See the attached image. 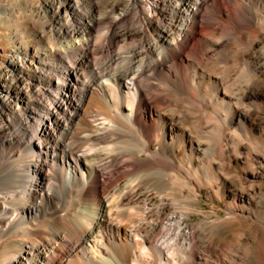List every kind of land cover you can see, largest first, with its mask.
<instances>
[{"label": "bare ground", "instance_id": "bare-ground-1", "mask_svg": "<svg viewBox=\"0 0 264 264\" xmlns=\"http://www.w3.org/2000/svg\"><path fill=\"white\" fill-rule=\"evenodd\" d=\"M58 1L27 7L40 15ZM62 1L58 15L72 12L74 28L51 20L35 44L0 48V58L9 57L0 73V169L4 158L22 156L20 148L28 155L10 171L23 195L13 201L22 205L15 214L0 218V236L18 237L4 264H264V201L257 197L264 191V156L252 157L258 167L240 178L241 189L230 190L224 211L242 224L235 243L220 237L221 223L191 221L203 188L217 185L221 202L227 164L249 156L244 141L264 148V0H178L163 24L165 0H86V14L83 0ZM219 5L225 26L201 30L187 53L201 12L208 8L212 19ZM103 25L106 33L98 35ZM151 30L156 36L148 38ZM128 39H140V46L125 52ZM115 42L124 45L110 53ZM53 89L50 107L34 100ZM157 91L168 95L151 106ZM252 110L261 111L258 118ZM115 136L134 146L115 143ZM125 157L131 179L104 185L102 169ZM62 188L89 214L54 234L35 230L34 220L70 215L72 207L60 205ZM165 226H176L177 235L163 247L156 239Z\"/></svg>", "mask_w": 264, "mask_h": 264}, {"label": "rangeland", "instance_id": "rangeland-1", "mask_svg": "<svg viewBox=\"0 0 264 264\" xmlns=\"http://www.w3.org/2000/svg\"><path fill=\"white\" fill-rule=\"evenodd\" d=\"M102 1H105V0H99V2H102ZM177 1L178 0H165L166 3L162 7V11H160V14H159L160 17L158 16V18L161 19L159 21L160 24H163L165 22V20H168L167 19V18H169L168 13H170L172 6H174V4ZM229 2H230V0H226V4H228ZM37 3H38V0H0V48H2L3 50L9 51L11 48H13L15 46L18 47L19 44H21V43L22 44L28 43L30 45L35 44V42H37L36 34L38 32H40V28H41L40 26L43 25V23L44 24L48 23L47 25L49 26L50 25L49 23H51L50 22L51 20L56 21V22H60V20H61V22H64V23L69 22V25L71 24L70 25L71 28L75 27V23H74L75 18H74V16H72V14H71L72 12L67 11L66 13L68 16L64 12L60 13V15H58V10L56 8L60 4L64 5L62 0L60 2L59 1L56 2L54 10H50L49 12H46V11L41 12L40 15H36L35 13H33V11L30 10V8L27 7L28 4L30 6L31 4L37 5ZM80 5H81L80 12L83 14H86L88 1L86 2V0H83L80 2ZM220 7L221 6L219 5V7L217 8L218 12L216 11L218 14L215 12L214 15L212 16L213 17L212 19H210V18L208 19V16L210 14L208 8H206L204 10L206 12H204V11L201 12V19H200L201 21L200 20L198 21L196 27L193 30L192 38L186 46L187 48L185 51L187 53H188V51L191 50V48L192 49L194 48L195 43L197 42L198 36L202 31H204V30L207 31L210 28H213V25H214V28H215V26L216 27H224L225 26V22L223 21V19L218 18L219 12L221 10ZM147 11H148V6L145 5L143 7V13L146 14V13H148ZM202 14H203V16H202ZM63 17H64V19H63ZM68 18H71V19H68ZM103 26H100L97 29L98 35L99 34L102 35V34L106 33V31L104 29L106 25H103ZM117 30L120 31L121 29H117ZM100 31H102V32H100ZM97 33H96V35H97ZM156 33H157V30H151L149 32L148 38H150V37L152 38V37L156 36ZM46 36L51 38L52 35L50 34V32H46ZM261 38L264 39V34L261 35ZM126 42L128 44V47H126V49H124V51L129 52L132 49V46H135V45L140 46L139 44L141 43V40L140 39H137V40L128 39ZM123 45H124L123 43L115 42L112 50H110V53L116 51V49H118L119 47H122ZM223 51L225 52L226 49ZM78 55H80V52L76 51V52H74V54L70 55L67 59L70 61L71 60L74 61L78 57ZM126 55H128V54H126ZM126 55H123V56H126ZM96 56L97 57H94V58L97 59V61L100 60V62H101L104 60L103 59L104 55L98 54ZM8 58H9L8 56L0 58V73L6 67V64L9 60ZM61 66L62 65L59 63L58 67H61ZM114 66H115V68H114ZM112 67H113L112 70H116V68L118 69L117 64L112 65ZM61 69H59V71L64 74L63 69L62 70ZM61 76L62 75L59 74L57 77H55V78H57V79L54 78L55 81L56 82H59V80L61 81V79H62ZM259 77L262 79L264 78V69H262ZM153 83L157 84L158 82L154 81ZM55 92H56V89H53L51 91L52 95H50V96L44 95V96H41L40 98H36V99L34 98V100L35 101L39 100L38 102L40 104L43 103L44 106L50 107L52 105L53 97L56 95ZM167 95H168V91H157V92H155L154 95L150 97L152 102H151V100H149L150 104H152L151 106L161 105L163 103L164 99L167 97ZM43 110L44 109L38 110V114L43 115L45 113V111H43ZM258 113L260 115L261 111H256V112L253 111L252 115L254 117L258 118L259 117ZM261 117H263V116H261ZM37 124H38V122H35L32 125V127L30 129L31 130L30 131L31 136H29V139L36 132V130L38 128ZM255 125H257V123H255ZM32 129H33V131H32ZM262 138H264V129L262 130ZM113 140L115 143L119 142V143L123 144V142L126 141L127 139H125V138L121 139L120 137L115 136L113 138ZM262 140L263 141L259 142L260 145L261 144L264 145V139H262ZM126 143H128V144L132 143L133 145L132 144L128 145ZM124 144L125 145H123V146H125L126 148L131 147V145L134 146V143L130 142L129 140H127V142H125ZM100 146L101 145H99V147ZM244 146H245V150H247V151L243 150V152L245 154L246 153L249 154V156L243 155V158L240 160V163H238V164H236L234 160L231 161L232 162L231 164H227L230 167V169L227 171L228 174L224 175L225 185H223V194L218 195L221 198V202H219V200L216 196V192L218 191V189H217V185H215L214 187L203 188L201 194L200 195L198 194V198L200 200L201 205L199 207L191 208V210L193 212H195L194 215H192V217H191V221H192L193 225H198L199 223H205V222H207V220H208V222L214 221L218 225L221 223V225H219V226L217 225L219 235L221 238H223L227 242H231V243H235L236 238H237L236 236L238 235V230L240 229L242 224H240L238 222L234 224V220H232V217L230 215H227L226 212L224 211L228 204H232V201H230V199H229L230 190L232 188H235L237 190L241 189L242 186L240 185V182H239L240 178L243 177L244 174L250 168L256 169V167H258V164L257 165L253 164L254 159L252 160V157L257 159L258 161H260L259 159H261V157L264 156V148L263 147L260 148L259 146H256L252 141H244ZM99 147H97V148H99ZM105 147L106 146H101L100 149H103ZM18 151H19V153L22 154V156L20 158H17V156H16L14 159H12V158L9 159L8 157L4 158L2 161L3 167H2V169H0L1 170L0 171V204H3L6 208V212H4V213L0 212V218L3 221H7L8 219H10L15 214V211H17L19 208L22 207V205H17L13 201L15 199H19L20 197H22L23 190L19 188V187H21V185L18 184L17 182H15L17 179L15 178L16 179L15 180L14 177L12 175H10V171H12L11 168L19 169L18 166L20 165V163L23 160L28 158L27 154H25L23 157L24 149L20 148ZM250 154H251V156H250ZM21 158H23V159H21ZM127 158L128 157H125V159L123 158L124 162L121 164H118L116 167L106 166L102 169L101 181L103 182L104 185H109L113 182L118 181L119 179H124L127 177H128V179H131V177H129V176H130V171L132 170L133 166H131L132 164L130 161H128L129 158L128 159ZM258 161H256V162H258ZM235 166H238V168H236ZM4 167H5V169H4ZM237 178H239V179H237ZM4 183L8 184V186L5 187ZM16 186H18V187H16ZM189 186L192 187L190 183H189ZM8 187H10V188H8ZM60 194H59V196H60V200L62 202V204H60V205H62V206L68 205V206L72 207V208L70 207L71 208L70 209V212H71L70 215L67 217L62 216L63 219L61 221L50 219L48 217H42L38 221L34 220L32 223L35 225V228H34L35 230H40V231L44 230L47 233L50 232L49 234H54L53 232L55 230H58V226H62V224L66 225V226L76 225V224L82 222V218L84 215H85L84 217H86V215L89 214L87 206L84 203L82 205V203H80V202L75 203V201L74 200L72 201L71 198L66 199L65 189L63 190V188H62L60 190ZM257 197H259L260 199H262V201H264V191L261 194H259V196H257ZM207 199H209V200H207ZM67 201H69V202L66 203ZM71 203H73V204L75 203V205H73ZM73 206H74V208H73ZM78 209H81V210H78ZM179 211H180V209L175 208L171 212L174 213V212H179ZM262 211L264 212V208H262ZM76 212L78 214H76ZM83 212L86 214H84ZM72 214H74V216ZM75 214L78 215V217L75 216ZM69 217H72V220H70L71 218L69 219ZM65 218L67 219V221ZM78 218H79V220H78ZM205 218H208V219H205ZM73 219H76V220H73ZM225 220H227V221H225ZM41 229H43V230H41ZM17 231L18 230H15L11 235H14ZM174 232H175V234H174ZM163 235H165V236H163ZM163 235H160V237H159L160 240L157 237L156 243L159 242L158 244L162 245L163 247L166 245L172 244L175 240L176 235H177L176 226H173V227L172 226H169V227L165 226V228L163 227ZM17 238L18 237H16V236L13 237L12 239L9 238V236H0V264H4L5 262H7L8 259L5 260L4 258L6 256H9V255H7V253L10 250L16 249V243L15 242L17 241ZM167 240H169V241L167 242ZM163 244H165V245H163ZM254 247H255V244L253 245V248ZM63 250H64V248H63ZM110 262H112V264H118L119 263L117 260L115 261V259H113V260L111 259ZM109 264H111V263H109Z\"/></svg>", "mask_w": 264, "mask_h": 264}]
</instances>
